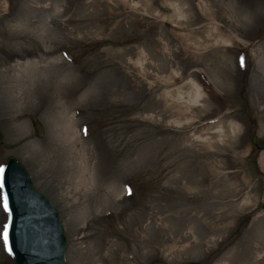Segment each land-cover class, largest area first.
Instances as JSON below:
<instances>
[{
	"label": "rangeland",
	"instance_id": "rangeland-1",
	"mask_svg": "<svg viewBox=\"0 0 264 264\" xmlns=\"http://www.w3.org/2000/svg\"><path fill=\"white\" fill-rule=\"evenodd\" d=\"M0 126L68 264H264V0H0Z\"/></svg>",
	"mask_w": 264,
	"mask_h": 264
},
{
	"label": "water",
	"instance_id": "water-1",
	"mask_svg": "<svg viewBox=\"0 0 264 264\" xmlns=\"http://www.w3.org/2000/svg\"><path fill=\"white\" fill-rule=\"evenodd\" d=\"M38 134L43 126L36 124ZM3 132L0 127V142ZM0 181L9 210L8 245L16 264H68L65 259L67 236L53 202L39 191L27 168L10 156ZM187 264H204L193 261Z\"/></svg>",
	"mask_w": 264,
	"mask_h": 264
},
{
	"label": "bare ground",
	"instance_id": "bare-ground-1",
	"mask_svg": "<svg viewBox=\"0 0 264 264\" xmlns=\"http://www.w3.org/2000/svg\"><path fill=\"white\" fill-rule=\"evenodd\" d=\"M69 136V135H68ZM85 147V146H84ZM88 154H87V148H84L83 149V153H82V155L81 156H78V158H82V162H84L83 163V167H82V170H81V175H82V177H83V182L85 183V182H87L88 180H89V178H90V170H89V165H88V156H87Z\"/></svg>",
	"mask_w": 264,
	"mask_h": 264
},
{
	"label": "snow or ice",
	"instance_id": "snow-or-ice-1",
	"mask_svg": "<svg viewBox=\"0 0 264 264\" xmlns=\"http://www.w3.org/2000/svg\"><path fill=\"white\" fill-rule=\"evenodd\" d=\"M5 206H6V201H5ZM7 239H8V233H7V229H5V231H4V240H5V242H7Z\"/></svg>",
	"mask_w": 264,
	"mask_h": 264
}]
</instances>
